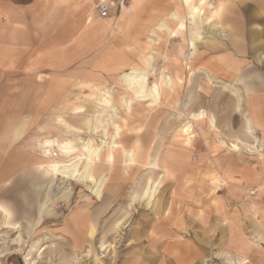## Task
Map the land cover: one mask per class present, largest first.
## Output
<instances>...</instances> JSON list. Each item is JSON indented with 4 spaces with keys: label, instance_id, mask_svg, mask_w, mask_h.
Here are the masks:
<instances>
[{
    "label": "crops",
    "instance_id": "crops-1",
    "mask_svg": "<svg viewBox=\"0 0 264 264\" xmlns=\"http://www.w3.org/2000/svg\"><path fill=\"white\" fill-rule=\"evenodd\" d=\"M100 3L109 5L106 17L98 13ZM189 53L194 56L186 61ZM134 67L149 73V92L163 75L181 78L174 91L164 90L161 103L203 96L192 89L199 82L207 86L205 95L230 99L221 114L192 112L205 110L215 119L214 125L204 119L208 135L189 143L204 148L194 171L241 199L264 203V0H0L1 204L13 211L9 195L21 196L26 204L19 215L25 218L29 210L35 217L38 209L26 195L49 180L39 165L49 166L51 154L68 160L58 144L81 148L88 138L99 143L104 129L110 141L119 125L112 162L105 149L92 168L95 178L106 179L102 199L75 180L55 199L69 208L65 232L75 245H86L92 222L97 226L128 177L158 171L150 166L158 163L155 146L165 139L148 136L151 122L135 116L140 107H151V98L133 101L129 109L123 105L132 91L122 74ZM164 113L160 124L167 122ZM230 129L237 131L232 139ZM234 142L240 150L225 147ZM131 150L136 153L129 165ZM182 154L175 156L182 160ZM162 159L159 170L173 174ZM46 204L38 225L52 218L54 208Z\"/></svg>",
    "mask_w": 264,
    "mask_h": 264
},
{
    "label": "rangeland",
    "instance_id": "rangeland-1",
    "mask_svg": "<svg viewBox=\"0 0 264 264\" xmlns=\"http://www.w3.org/2000/svg\"><path fill=\"white\" fill-rule=\"evenodd\" d=\"M192 89L203 96L182 97L178 99L179 104L172 103L171 99L166 103L163 99L158 106L140 107L135 115L140 119L137 122L148 119L151 122V130H146L148 136L159 138L162 134L164 137L165 144L155 146V152L158 163L162 158L167 159L168 169L172 166L173 174L161 172L156 159L151 166L158 171L147 169L131 174L97 226L92 222L90 240L86 245L77 246L62 225L69 208L55 200L62 191L53 189L57 178L48 164L39 165L50 178L47 183H39L42 189L36 184L26 195L28 202L30 198L38 209L35 217L29 210L24 214L26 219L19 215L26 204L21 196L16 200L15 195H9L8 204L13 211L0 203L3 212L0 264H264V203L241 199L227 186H214L193 167L204 148L189 143L193 136L195 141H202L209 127L205 120L193 121L192 112L204 108L211 112L219 110L221 114L223 105L230 99L205 95L207 86L202 82ZM140 104L143 106L142 102ZM165 110L167 122L160 124ZM205 110H202L204 119L209 117L210 121L212 115L208 116ZM234 133L237 131H226L231 139ZM117 136L116 129L113 140ZM103 140L107 141L102 134ZM101 141L96 143L88 138L82 147L100 145ZM225 147L232 149L230 144ZM176 152L183 153L184 159L175 156ZM63 153L67 161L57 158L55 153L51 154L50 163H71L84 154L81 150L67 156L65 149ZM149 179L154 193L144 196ZM155 184H158L157 189ZM218 187L223 188L218 190ZM46 191L51 193L46 208H54L52 218L38 225L45 217L41 215L40 206ZM138 196L139 200H135Z\"/></svg>",
    "mask_w": 264,
    "mask_h": 264
},
{
    "label": "bare ground",
    "instance_id": "bare-ground-1",
    "mask_svg": "<svg viewBox=\"0 0 264 264\" xmlns=\"http://www.w3.org/2000/svg\"><path fill=\"white\" fill-rule=\"evenodd\" d=\"M192 45H193V43H192ZM192 58H193V53H189V54H187L186 61H190ZM148 74H147V71H145L144 69L135 68V67L122 74V79H123L124 84L126 85V87L128 89H130L132 91V95L129 97V99H127V98L123 99V105H125L128 109L132 106L133 101H145V100H148L150 98H151L150 99L151 101L149 102V105L150 106H158L161 103V99H162V95H163L164 90L168 89L170 91H174L176 85L181 83L180 77H178V76L174 77V76H171L170 74H166V75H163L160 78V80H158L157 82H155L151 85V91L149 92L147 89V83H148L147 82L148 81L147 75ZM176 92L178 93V91H176ZM126 111H127V109H126ZM206 116H207V114H206ZM192 117H193V119H196V120H204L205 112L201 110L198 113H193ZM210 121H211L210 122L211 124L215 123L214 117L211 116ZM127 125H130V124L127 123ZM116 129H117L118 136H120L121 127L119 125H116ZM107 136H108V131L104 129L103 137H106V139H107ZM58 145H59V147H61V149H63V150L65 149L67 156L73 155L74 153L78 152L79 149H81L84 152V154L79 156L78 160L71 162V163L60 164L58 162H55V163L49 164L50 171L57 178L55 183L52 184L54 186L53 189L54 190H62V191L67 190V191H69L71 180L82 181V182H85V185H87V187L89 189H91L97 197H99L101 195V189L104 186L106 179L104 176L101 177L100 179L95 178L94 175L92 174V168H93V165L95 164V161L100 159L102 152L105 150V147H107L106 150L104 151V152L107 151L106 159L111 161V159L113 158L112 150H113V148L117 147V145H118L117 141L115 139L113 140V138L111 139L110 142L103 140V141H101V144L97 148L94 146V144L89 145V146L84 145L82 148H79V149L77 146H70V145H64V144H58ZM231 147H232V149H234L236 151L240 150V145L238 143H235V142L232 143ZM47 150H51V149H47ZM134 150L127 152V157H128L127 163H129V165L134 163L135 153H136ZM49 153L51 154V151ZM148 164H150V163H148ZM150 168L152 170H155L154 166H150ZM150 183H151V179H149L148 185L145 186V188L143 190L144 196L147 194L151 195V193H154V190L153 189L151 190V188L149 187ZM154 187H156V189H157L158 184L157 185L155 184ZM67 191L64 192L65 194L62 197H65V198L67 197V195L69 194V193L67 194ZM155 192H156V190H155ZM49 196L51 197V193H46L45 199H44L45 202L42 203L43 207L45 206V203L48 201V199H50ZM47 211L48 210H45V211H43V213H45ZM80 220H81V215H80ZM78 238H79V242H82L83 236L80 235V236H78Z\"/></svg>",
    "mask_w": 264,
    "mask_h": 264
},
{
    "label": "built area",
    "instance_id": "built-area-1",
    "mask_svg": "<svg viewBox=\"0 0 264 264\" xmlns=\"http://www.w3.org/2000/svg\"><path fill=\"white\" fill-rule=\"evenodd\" d=\"M98 13L103 16L106 17L108 15V11H109V5L107 3H100L98 5Z\"/></svg>",
    "mask_w": 264,
    "mask_h": 264
}]
</instances>
